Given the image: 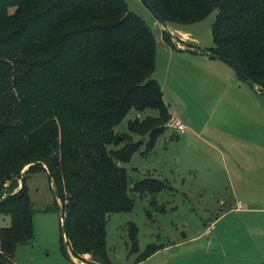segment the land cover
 <instances>
[{
    "label": "trees",
    "instance_id": "16d2710c",
    "mask_svg": "<svg viewBox=\"0 0 264 264\" xmlns=\"http://www.w3.org/2000/svg\"><path fill=\"white\" fill-rule=\"evenodd\" d=\"M149 1L179 25L218 9L213 46L195 48L228 58L264 94V0ZM157 47L155 33L126 0H0V215L11 218L0 228V264H17L18 245L36 236L22 175L27 165L26 174L46 171L54 182L63 239L73 255L115 264L107 250L108 215L132 210L131 191L157 194L168 186L151 175L130 186L121 165L138 151L151 153L171 117L153 76ZM132 108L158 114L130 120V133L117 132ZM133 133L143 138L134 140ZM17 177L23 183L4 195L6 183ZM131 239L139 250L134 223ZM163 247L149 244L135 262Z\"/></svg>",
    "mask_w": 264,
    "mask_h": 264
},
{
    "label": "rangeland",
    "instance_id": "374dc122",
    "mask_svg": "<svg viewBox=\"0 0 264 264\" xmlns=\"http://www.w3.org/2000/svg\"><path fill=\"white\" fill-rule=\"evenodd\" d=\"M126 1L131 10L144 17L157 37V65L153 76L161 84L165 101L167 104L174 102L173 111L186 112L193 121L197 120L195 111L201 114L200 107L210 110L212 105H179L180 95L191 100V94L183 85L186 60L178 48L213 46V23L218 9L199 22L186 25L168 22V29H165L144 1ZM166 31L173 46L164 39ZM242 100L246 106H253L249 100ZM196 102H199L198 97ZM254 105L263 117L264 105ZM149 114L157 115L158 111L138 112L132 108L115 130L130 133L129 121L137 117L144 119ZM171 119L172 114L165 122V134L159 137L151 153L138 151L130 161L121 163L128 171L130 186L148 175L168 180V186L157 194L131 191L132 210L108 215L106 240L111 261L115 264H225L223 253L225 258L233 257L242 249L243 264H260L264 258V202L250 201L248 205L241 201L239 204L232 196L233 187L226 180L227 161L222 147L218 151L202 139L196 138L195 142L185 139L171 126ZM141 138L133 133L134 140ZM147 138L146 135L144 140ZM110 148L119 147L110 145ZM145 149L144 145L142 151ZM28 168L29 165L22 175H26L35 211L36 236L32 242L18 245L17 264H93L90 254H85L84 259L74 256L63 239L62 211L57 207L56 187L49 173L26 174ZM21 181L17 177L7 182L3 194L19 188ZM238 208L249 209L236 212ZM10 223L9 216L0 215V228ZM132 223L138 227L139 250L133 249ZM211 232L226 244L223 253L211 250V242L207 239ZM149 244H162L164 248L135 262Z\"/></svg>",
    "mask_w": 264,
    "mask_h": 264
},
{
    "label": "crops",
    "instance_id": "0c3cea01",
    "mask_svg": "<svg viewBox=\"0 0 264 264\" xmlns=\"http://www.w3.org/2000/svg\"><path fill=\"white\" fill-rule=\"evenodd\" d=\"M205 47L208 46L202 48ZM178 49L186 60L182 71L186 80L183 85L191 94V100L180 95L179 105H212L210 110L200 107L201 114L206 117L195 111V122L187 116L188 113L173 111L174 102L167 104L164 99L172 118L181 120L185 125V132L179 133L192 142L196 138L202 139L218 151L222 147L228 164L226 180L233 187L232 196L238 199L239 204L241 201L248 205L252 203L250 201L264 202V112L261 117L254 108V103L264 105V94L241 78L236 68L227 60L212 57L195 47ZM239 94L242 96L239 97ZM197 97L199 102H196ZM243 98L253 106H246ZM232 209L230 210L233 211ZM248 209L238 208L235 211ZM212 233L207 237L208 242H211V250L223 253L226 244ZM222 255L225 264L245 262L242 249L233 257L225 258L224 253ZM262 261L260 264H264V258Z\"/></svg>",
    "mask_w": 264,
    "mask_h": 264
},
{
    "label": "water",
    "instance_id": "95a60500",
    "mask_svg": "<svg viewBox=\"0 0 264 264\" xmlns=\"http://www.w3.org/2000/svg\"><path fill=\"white\" fill-rule=\"evenodd\" d=\"M142 1H144L145 3H146V5L150 8V10L154 13V15L156 16V18L161 22V24L163 25V27L165 28V29H168V22L162 17V15L153 7V5L150 3V1L149 0H142ZM205 53H207V52H205ZM207 54H209V53H207ZM210 56H214V57H217V58H221V59H224V60H229L228 58H226V57H224V56H221V55H218V54H209ZM235 68H236V70L241 74V75H243V77L245 78V79H247L248 77H247V75L246 74H244L243 72H242V70L236 65L235 66ZM23 183V181H21V184ZM56 187V186H55ZM63 216H64V213L62 212V218H63ZM63 221V220H62ZM62 226H63V230H65V226H64V223H62Z\"/></svg>",
    "mask_w": 264,
    "mask_h": 264
},
{
    "label": "built area",
    "instance_id": "2783aa9c",
    "mask_svg": "<svg viewBox=\"0 0 264 264\" xmlns=\"http://www.w3.org/2000/svg\"><path fill=\"white\" fill-rule=\"evenodd\" d=\"M171 126L175 128L178 132L183 133L185 132V125L179 119H171Z\"/></svg>",
    "mask_w": 264,
    "mask_h": 264
}]
</instances>
